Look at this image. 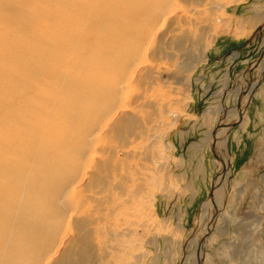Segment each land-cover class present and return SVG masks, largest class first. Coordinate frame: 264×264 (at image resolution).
<instances>
[{"label": "rangeland", "instance_id": "374dc122", "mask_svg": "<svg viewBox=\"0 0 264 264\" xmlns=\"http://www.w3.org/2000/svg\"><path fill=\"white\" fill-rule=\"evenodd\" d=\"M52 6L0 8V72L11 71L6 56L13 42L23 45V30L45 32ZM172 9L121 94L126 108L96 146L101 183L80 207L91 235L87 264H264V31L255 37L264 0H177ZM254 83L241 123L218 137L247 107ZM193 111L198 130L180 136ZM124 116L134 122L118 132Z\"/></svg>", "mask_w": 264, "mask_h": 264}, {"label": "bare ground", "instance_id": "6f19581e", "mask_svg": "<svg viewBox=\"0 0 264 264\" xmlns=\"http://www.w3.org/2000/svg\"><path fill=\"white\" fill-rule=\"evenodd\" d=\"M14 1L25 2L0 0V8ZM52 1L45 32L23 30V45L13 42L6 56L11 71L0 72V264H87L80 207L101 183L96 146L126 108L121 94L177 0ZM133 120L114 128L124 132Z\"/></svg>", "mask_w": 264, "mask_h": 264}, {"label": "water", "instance_id": "95a60500", "mask_svg": "<svg viewBox=\"0 0 264 264\" xmlns=\"http://www.w3.org/2000/svg\"><path fill=\"white\" fill-rule=\"evenodd\" d=\"M246 70H248V68H246ZM250 88H251V86H250ZM255 88H256V86L254 88H252L251 93H250V97H249V102L247 104V107L244 110L243 109L241 110V113L239 114V117L236 120H234L232 123H229V124H227L226 126L223 127V129H226L227 132H229L230 129L234 128L236 125H238V124L241 123V121H242V119H243V117H244V115L246 113V110H247L248 106L251 103V100L253 98V92H254ZM217 130H219V128ZM215 133L217 134V131ZM215 133L213 134V138L214 139L216 138V134ZM212 148H213V154H214L215 158H217V155L215 153V149H214V146L213 145H212ZM221 185H222V183L220 182L218 187L221 188ZM208 199L214 200L215 199L214 193L210 194V196L207 197V199H205V200H208Z\"/></svg>", "mask_w": 264, "mask_h": 264}, {"label": "crops", "instance_id": "0c3cea01", "mask_svg": "<svg viewBox=\"0 0 264 264\" xmlns=\"http://www.w3.org/2000/svg\"><path fill=\"white\" fill-rule=\"evenodd\" d=\"M262 17H263V15H262V13L261 14H259L258 15V18L257 19H259V21L260 20H262ZM262 26V25H261ZM263 31H264V29H261V27H259L257 30H256V32H255V37L256 36H258V35H261L262 33H263ZM246 43V42H245ZM241 52V49L238 51V52H236V53H240ZM254 98V97H253ZM253 98H252V100H251V105H252V103H253ZM194 113H193V115H187L186 116V118H188V119H193L192 121H191V124H190V127L188 128V129H184V128H181V130L178 132V134L181 136V135H191V133L194 131H196V130H198L196 127H195V125H194V123L198 120V119H196V117H197V114H196V111H193ZM240 126H237L236 128H239ZM196 129V130H195ZM193 132V133H194ZM232 133H233V131H232ZM196 154V153H195ZM197 157V156H196Z\"/></svg>", "mask_w": 264, "mask_h": 264}]
</instances>
